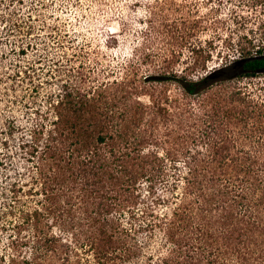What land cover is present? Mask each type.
Listing matches in <instances>:
<instances>
[{
    "label": "trees",
    "instance_id": "trees-1",
    "mask_svg": "<svg viewBox=\"0 0 264 264\" xmlns=\"http://www.w3.org/2000/svg\"><path fill=\"white\" fill-rule=\"evenodd\" d=\"M0 1L7 9L24 2ZM12 8L6 14L0 12V22L5 24L3 38L18 46L21 57L28 49L37 52L27 69L41 74L43 62L51 57L47 49L61 48L64 53V43H69L68 48L74 53L68 58V53L56 51L52 58L51 69L65 59V64L54 70L66 76L64 80L52 77V70H47L54 80L50 84L56 90L46 95V102L51 101L55 118L46 133V126L41 123L40 129L36 125L31 131L33 137L46 134L48 141L43 145L34 141L29 144V152L35 156L33 164L22 172L15 171L13 177L15 167L7 145L14 136L15 121L7 118L0 125V135H4V151L0 155V184H4L0 190V264H264L261 254L264 244L259 243L261 253L247 257L243 250H249V246L239 248L240 243L234 244L233 237H226L225 244L217 247L218 235L207 232L200 223H193V218L179 220L170 227L168 213L156 209L161 203L172 204L177 206L173 215L183 218L180 196L184 188L198 185L201 190L206 178L205 174L197 177L199 165L204 163L206 173L216 163L226 172V178L217 177L220 188H216L215 179H206L216 194L220 191L212 204L219 207L227 196L229 204L233 201L243 213L254 216L257 228L264 232V171L258 173L264 162L251 157L247 160L228 157L227 145L218 147L223 153L219 159L214 156L204 160L198 157L202 154L199 150L193 154L190 150V157L181 159L179 155L159 156L153 149L144 148L140 133L134 135L138 125L131 110H125L120 118L115 116L114 105L108 103L103 92L108 87L105 89L100 83L83 89L86 73L83 64L89 59L84 48L88 43L74 45L70 33L66 35L70 38L63 41L65 35L55 24L47 27L48 34L41 33L34 21L16 18ZM45 34L54 47H37L42 44L40 36L44 38ZM0 48H4V43L0 42ZM39 49L43 53H38ZM5 56L1 52L0 60ZM76 59H81L79 65ZM15 64L12 63L19 66ZM15 70L18 76L20 70ZM261 74H264V49L258 48L255 53L196 80L175 74L158 80L173 78L186 95H196L226 80L253 79ZM241 93L233 91L231 98L234 95L244 101ZM240 117L243 120L242 114ZM130 135L135 138L129 139ZM41 156L52 161V172L44 168L45 159L42 161ZM30 168H35L32 173L27 172Z\"/></svg>",
    "mask_w": 264,
    "mask_h": 264
},
{
    "label": "rangeland",
    "instance_id": "rangeland-1",
    "mask_svg": "<svg viewBox=\"0 0 264 264\" xmlns=\"http://www.w3.org/2000/svg\"><path fill=\"white\" fill-rule=\"evenodd\" d=\"M0 2V12L8 13L12 6L7 9ZM13 9L16 18L34 21L41 33L48 34L47 27L55 24L65 35L63 41L71 34L74 45L88 43L84 48L89 59L83 64L86 71L83 89L100 83L105 89L108 87L103 92L108 103L114 105L115 116L120 118L125 110H131L138 125L134 135L140 133L144 148L153 149L159 156L179 155L181 159L190 157L188 151L193 154L199 150L202 154L198 157L204 160L214 156L219 159L223 153L218 147L227 145L228 157L245 160L251 157L264 162V74L253 79L226 80L196 95H186L173 78L158 80L172 74L196 80L255 53L258 48L264 49V0H24ZM4 25L0 22V42L4 43L0 54L6 55L0 60V125L7 118L15 121L16 130L7 145L15 167L13 177L15 171L22 172L33 164L35 156L29 152V144L34 141L43 145L48 141L46 134L33 137L31 131L36 125L40 129L41 123L46 126V133L55 118L51 101L46 102V95L56 90L50 84L54 80L49 78L47 70H52L49 71L52 77L64 80L66 76L54 70L59 64L64 65L65 59H60L62 62L51 69L52 58L57 52L68 53L70 58L74 50L68 48L69 43H64V53L61 48L57 52L47 49L51 57L43 62L41 74L34 73L27 67L37 52L28 49L21 57L18 46L5 42ZM47 34L44 38L40 36L42 44L37 46L40 49L55 46ZM40 49L38 53H43ZM80 62L81 59L75 60L77 65ZM15 68L20 70L18 76L14 74ZM32 85L38 88L33 89ZM233 91L242 92L245 100L234 95L236 101L232 100ZM132 135L131 140L135 138ZM3 139L1 134L0 155L4 151ZM40 159H45L44 168L52 172V161L45 156ZM203 164L199 165L197 177L200 179L205 174L206 179H215L216 188H220L217 177L226 178V172L215 163L204 173ZM262 166L258 173L264 171ZM179 167L183 170L181 164ZM206 179L201 190L198 185L184 188L180 196L183 218L173 215L175 205L161 203L156 209L168 213L170 227L179 220L193 218V223H200L207 232L218 235L217 247L231 236L234 244L240 243L239 248L244 244L249 246V250L242 249L247 257L261 253L264 232L257 228L254 216L243 213L233 201L229 204L227 196L220 197L224 202L215 208L212 201L220 191L216 194ZM3 187L0 184V190ZM173 201L171 197L170 202ZM229 230H233V235Z\"/></svg>",
    "mask_w": 264,
    "mask_h": 264
}]
</instances>
